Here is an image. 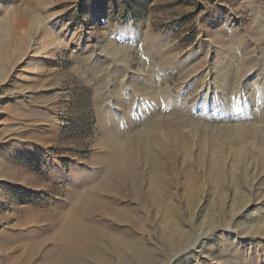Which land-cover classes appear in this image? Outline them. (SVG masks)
I'll use <instances>...</instances> for the list:
<instances>
[{"label": "rangeland", "instance_id": "rangeland-1", "mask_svg": "<svg viewBox=\"0 0 264 264\" xmlns=\"http://www.w3.org/2000/svg\"><path fill=\"white\" fill-rule=\"evenodd\" d=\"M0 264H264V0H0Z\"/></svg>", "mask_w": 264, "mask_h": 264}, {"label": "bare ground", "instance_id": "bare-ground-1", "mask_svg": "<svg viewBox=\"0 0 264 264\" xmlns=\"http://www.w3.org/2000/svg\"><path fill=\"white\" fill-rule=\"evenodd\" d=\"M201 88V87H200ZM217 89V88H216ZM206 90V93H205V95H207L208 94V92H209V90H210V88L208 87V88H206L205 89Z\"/></svg>", "mask_w": 264, "mask_h": 264}]
</instances>
